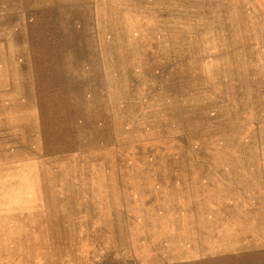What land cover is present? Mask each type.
I'll return each instance as SVG.
<instances>
[{"label": "rangeland", "instance_id": "obj_1", "mask_svg": "<svg viewBox=\"0 0 264 264\" xmlns=\"http://www.w3.org/2000/svg\"><path fill=\"white\" fill-rule=\"evenodd\" d=\"M0 264H264V0H0Z\"/></svg>", "mask_w": 264, "mask_h": 264}, {"label": "crops", "instance_id": "obj_2", "mask_svg": "<svg viewBox=\"0 0 264 264\" xmlns=\"http://www.w3.org/2000/svg\"><path fill=\"white\" fill-rule=\"evenodd\" d=\"M258 199H259V197H257V202L259 203ZM258 219H259V218H258Z\"/></svg>", "mask_w": 264, "mask_h": 264}]
</instances>
